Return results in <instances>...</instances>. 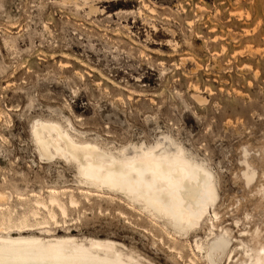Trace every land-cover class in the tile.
Instances as JSON below:
<instances>
[{
	"label": "rangeland",
	"instance_id": "1",
	"mask_svg": "<svg viewBox=\"0 0 264 264\" xmlns=\"http://www.w3.org/2000/svg\"><path fill=\"white\" fill-rule=\"evenodd\" d=\"M39 118L70 120L82 139L113 150L171 139L214 174L218 228L234 240L264 235V0H0V188L14 195L9 205L20 213V193H74L79 207L66 224L59 215L51 235L114 239L146 264H193L206 226L176 237L119 196L90 189L89 201L80 198L75 166L40 158L30 133Z\"/></svg>",
	"mask_w": 264,
	"mask_h": 264
},
{
	"label": "bare ground",
	"instance_id": "2",
	"mask_svg": "<svg viewBox=\"0 0 264 264\" xmlns=\"http://www.w3.org/2000/svg\"><path fill=\"white\" fill-rule=\"evenodd\" d=\"M89 8L90 13L98 11L94 4ZM67 123L39 118L30 133L41 159L49 161L59 157L75 166L77 182L82 189L80 198L89 201L90 189L119 196L176 237H188L206 226V237L193 241L189 255L193 264H197L198 258L205 264H223L224 259L225 264H264V235L257 228L253 232H242L243 238L234 240L229 229L218 228L216 222L220 217L216 202L219 194L214 174L192 161L171 139L168 144L159 142L154 147L142 144L132 146L131 151L126 147L113 150L82 139V132L70 120ZM246 165L244 177L249 183L255 172L250 171L248 163ZM64 194L56 189H49L45 196L25 197L20 193L16 201L24 211L19 213L9 205L14 195L0 188V241L4 242L0 246L22 247L24 245H10L9 242L37 241L41 247L61 245L78 249L89 264H146L139 255L114 239L80 238L71 232L51 235V226L58 227L61 223L58 216L61 215L66 224L69 207L76 208L81 203L76 194L70 193L67 200L63 199ZM43 209L45 216H42ZM46 233L50 235H41ZM234 242H237L235 246ZM173 249L182 256L181 248Z\"/></svg>",
	"mask_w": 264,
	"mask_h": 264
},
{
	"label": "snow or ice",
	"instance_id": "3",
	"mask_svg": "<svg viewBox=\"0 0 264 264\" xmlns=\"http://www.w3.org/2000/svg\"><path fill=\"white\" fill-rule=\"evenodd\" d=\"M4 242L0 241V245ZM10 245L22 247L0 246V264H89L75 248L61 245L41 247L37 241L9 242ZM7 257V259H5Z\"/></svg>",
	"mask_w": 264,
	"mask_h": 264
}]
</instances>
